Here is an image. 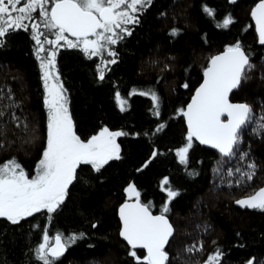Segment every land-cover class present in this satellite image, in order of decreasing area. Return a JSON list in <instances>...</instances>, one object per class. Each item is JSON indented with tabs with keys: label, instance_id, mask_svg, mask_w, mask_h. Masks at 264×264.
I'll return each instance as SVG.
<instances>
[{
	"label": "trees",
	"instance_id": "1",
	"mask_svg": "<svg viewBox=\"0 0 264 264\" xmlns=\"http://www.w3.org/2000/svg\"><path fill=\"white\" fill-rule=\"evenodd\" d=\"M256 1L152 0L137 13L139 23L127 25L131 35L121 34L123 39L110 46L116 57L104 53V59L115 58V64H102L101 57L88 58L79 48L66 46L57 52L56 70L67 90L75 133L82 141L105 127L127 133L116 138L121 158L110 160L99 172L91 165H80L77 179L51 220L46 211L16 225L0 218V264H41L35 249L43 242L45 229L51 236L85 234L57 264H137L118 238L116 207L129 200L125 189L133 184L141 203L151 202L153 215L160 214L167 202L164 178L179 192L168 203L166 214L175 230L166 246L171 264H205L217 250L222 254L220 264H264V211L250 213L234 206L238 199L264 187V135L254 125L245 128L237 158L230 163L194 139L187 165L176 156V150L187 143L180 110L200 84L210 58L238 41L251 53L254 68L230 100L249 104L256 117L264 115V45L259 44L249 15ZM205 6L214 10V17L204 12ZM229 16L234 22L227 29L217 27ZM173 29L178 30L176 36L170 35ZM0 39V90L5 97L10 92L19 105L5 109L7 115L0 120L6 126L0 136L4 145L0 165L15 158L30 178L47 137L37 46L29 30H10ZM133 90L156 93L159 117L150 97L132 95ZM117 92L127 101L125 111L117 103ZM12 111L20 118V128L10 120ZM161 123L164 128L156 131ZM242 153L247 154L244 159L239 158ZM249 163L256 165L251 181L242 176L251 171ZM221 167L223 171L217 173ZM228 168L233 170L231 177ZM201 244L203 251H186ZM136 251L139 257L145 256Z\"/></svg>",
	"mask_w": 264,
	"mask_h": 264
},
{
	"label": "snow or ice",
	"instance_id": "2",
	"mask_svg": "<svg viewBox=\"0 0 264 264\" xmlns=\"http://www.w3.org/2000/svg\"><path fill=\"white\" fill-rule=\"evenodd\" d=\"M49 2L50 0H0V38L5 37L10 30L27 31L31 28L32 39L38 46L36 58L40 61L45 89L44 105L47 109L46 148L37 163L35 175L29 178L15 158L0 165V218L13 225L42 211H46L51 220V214L64 203L69 186L77 179V168L80 165H91L99 172L110 160L121 158L116 138L127 133L110 131L105 127L86 142L75 133L67 90L56 70V49L63 42L69 48H79L88 58L101 57L102 64H115L116 59L105 60L104 53L109 57H116L117 53L110 46L123 39L121 33L131 35L127 25L139 23L137 13L149 7L152 0H51L50 8L47 6ZM203 10L208 16L214 17L213 9L205 6ZM250 14L255 22L258 42L264 45V0H259ZM233 22L229 16L218 23L217 27L227 29ZM41 27L52 33L54 39H49L46 32L40 30ZM177 34L176 29L170 33L172 36ZM2 44L3 40L0 39V45ZM45 45H51V48L46 49ZM40 53L47 54L41 56ZM253 68L251 53L239 41L227 46L222 54L210 58L209 65L203 72V82L196 89L191 103L186 110H180L181 115L186 118L188 128L186 145L176 150L181 164L187 165L194 138L200 144L216 149L230 163L237 158L245 128L254 125L255 130L264 135V115L256 117L249 104L232 103L229 100L230 93L249 78L248 73ZM100 79H104L102 69ZM183 86L188 87L187 84ZM131 94L149 96L154 114L159 117V97L155 92L149 90L137 93L133 90ZM5 100L8 102L4 103ZM116 100L120 110L125 111L127 101L119 92L116 93ZM16 107L19 105L12 99L11 93L5 97L0 90V120L7 115L5 109ZM10 120L17 128L21 127L20 118L14 111L11 112ZM24 127L27 130L26 124ZM163 128L164 124L161 123L156 131ZM5 133L6 126L0 123V136ZM3 146L0 143V148ZM155 155L153 152V156ZM246 155L242 153L239 158L244 159ZM223 163L225 161L222 159L221 164ZM247 167L251 171L242 173V176L251 181L255 176L256 165L249 163ZM216 171L219 173L223 168ZM235 171L240 172V169ZM227 175H233L231 168L227 169ZM164 185L168 187L164 188ZM125 191L129 200L135 197L134 202H125L119 209L122 222L120 235L130 246L129 255L137 260V264H171L166 246L175 230L166 214L170 212L168 203L179 192L173 190L168 179L164 178L162 191L167 193V202L162 206L160 214L153 215L151 202L141 203L140 192L133 184H129ZM236 203L242 208L264 211V188ZM84 235L80 233L66 237L57 232L51 236L45 229L43 242L35 249L36 259L41 264H57L66 249L83 239ZM137 249L146 250V255L139 257ZM186 251H203V245H192ZM221 255L217 250L208 256L205 264H220ZM248 264L252 262L249 261Z\"/></svg>",
	"mask_w": 264,
	"mask_h": 264
},
{
	"label": "water",
	"instance_id": "3",
	"mask_svg": "<svg viewBox=\"0 0 264 264\" xmlns=\"http://www.w3.org/2000/svg\"><path fill=\"white\" fill-rule=\"evenodd\" d=\"M259 2V0L258 1H256L255 2V4L252 6V8H251V10H250V12H249V15H250V20H251V23H252V26H254V32H255V34H256V36H258V33L256 32V30H255V22L253 21V19H252V17H251V11H252V9L255 7V5L257 4ZM225 51V50H224ZM224 51H222V52H219V53H217V54H215L214 56H216V55H219V54H222ZM210 61V60H209ZM208 65H209V63H208ZM207 65V66H208ZM206 66V67H207ZM205 67V68H206ZM205 68H204V70H205ZM204 72V71H203ZM203 79H204V77H203V75H202V79H201V81H200V84L194 89V91L192 92V96L190 97V99H189V101H188V103L186 104V105H188V104H190L191 103V100H192V97L194 96V94H195V91H196V89L201 85V83L203 82ZM233 93V92H232ZM232 93H230V95H229V100H230V96H231V94ZM230 102H232L231 100H230ZM232 103H242V102H232ZM187 109V106L185 107V109L184 110H186ZM182 117L184 118V123H185V127L187 128V122H186V118L182 115ZM222 119H226V117H222ZM187 131H188V128H187ZM194 140H195V138H194ZM196 141V140H195ZM198 143H199V141H197ZM200 144V143H199ZM201 146H203V147H205V148H210L211 150H213V151H215L217 154L219 153L216 149H213V148H211L210 146H208V145H202V144H200ZM264 188V187H263ZM260 189V188H259ZM259 189H256V190H259ZM254 193V192H253ZM248 196H250V195H248ZM243 198H246V197H243ZM242 198V199H243ZM238 200H240V199H238ZM135 201V199H133V200H126V201H124V202H122L119 206H117L116 208V218L118 219V221H119V232H118V238H119V240L120 241H122L123 243H125L126 244V246L130 249V246L127 244V242L121 237V235H120V232H121V229H122V222H121V220H120V215H119V209H120V207L125 203V202H129V203H132V202H134ZM234 206L236 207V208H238V209H240L241 211H243L244 209H248L249 210V208H242V207H240L237 203H236V201L234 202ZM155 215H158V214H155ZM138 251H142L143 253H144V255H146V250H143V249H137ZM201 264H204V263H201Z\"/></svg>",
	"mask_w": 264,
	"mask_h": 264
},
{
	"label": "rangeland",
	"instance_id": "4",
	"mask_svg": "<svg viewBox=\"0 0 264 264\" xmlns=\"http://www.w3.org/2000/svg\"><path fill=\"white\" fill-rule=\"evenodd\" d=\"M49 8L52 6V4H51V0H50V2H49V4L47 5ZM25 23H28V21H25ZM41 31H45L46 32V30H44L42 27H41V29H40ZM117 31H119V30H117ZM121 34H124V33H121ZM46 35H51V37L49 38V39H51L52 37H53V39H54V35L52 34V33H48V32H46ZM70 39H75L74 37H69ZM41 39H44V37H41ZM34 42H35V40H34ZM62 43V42H61ZM35 44H36V42H35ZM37 46V45H36ZM63 46H66V45H63ZM38 47V46H37ZM45 48L46 49H48V48H51V46H46L45 45ZM47 53H40V55L41 56H45ZM43 90H44V93H45V89H44V87H43ZM44 98H45V96H44ZM103 129V128H102ZM102 129H100L99 130V132L102 130ZM110 131H120V130H114V129H109ZM99 132L97 133V134H99ZM96 134V135H97ZM46 135H47V130H46ZM46 139H47V137H46ZM90 139V138H89ZM88 139H86V141H87ZM85 141V142H86ZM117 142V141H116ZM45 145H46V143H45ZM45 148H46V146H45ZM45 150V149H44ZM35 175V173L33 174V176ZM31 178V177H30ZM259 189V188H258ZM134 197V196H133Z\"/></svg>",
	"mask_w": 264,
	"mask_h": 264
},
{
	"label": "flooded vegetation",
	"instance_id": "5",
	"mask_svg": "<svg viewBox=\"0 0 264 264\" xmlns=\"http://www.w3.org/2000/svg\"><path fill=\"white\" fill-rule=\"evenodd\" d=\"M21 30H24V29H21ZM29 31H30V33H31V35H32V31H31V28H29L28 29ZM25 31V30H24ZM50 37H51V35H50ZM51 39H53V37L51 38ZM46 46H51V45H46ZM66 46H63V42L61 43V46H59L56 50H57V52L60 50V49H62V48H65ZM38 63L40 64V61H38ZM258 189V188H257ZM255 191H256V189H255ZM255 191H253V192H255ZM253 194V193H252ZM251 195V194H250ZM245 211H247V212H250V213H262L263 211H260V210H258V209H244ZM241 211V210H240Z\"/></svg>",
	"mask_w": 264,
	"mask_h": 264
}]
</instances>
